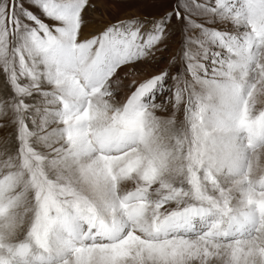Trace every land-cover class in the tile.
<instances>
[{
  "label": "snow or ice",
  "instance_id": "snow-or-ice-1",
  "mask_svg": "<svg viewBox=\"0 0 264 264\" xmlns=\"http://www.w3.org/2000/svg\"><path fill=\"white\" fill-rule=\"evenodd\" d=\"M0 133V264H264V0H0Z\"/></svg>",
  "mask_w": 264,
  "mask_h": 264
},
{
  "label": "rangeland",
  "instance_id": "rangeland-1",
  "mask_svg": "<svg viewBox=\"0 0 264 264\" xmlns=\"http://www.w3.org/2000/svg\"><path fill=\"white\" fill-rule=\"evenodd\" d=\"M134 9H130L128 12H126L125 14H131V12L133 11ZM144 11H151L150 9H143ZM121 77L127 81H130L133 77L131 75H126L125 72H121ZM165 96H167V93L164 94V96H161L159 97V99L157 100V103H159L160 101L164 100L165 99ZM172 111L171 107L169 106L167 110H159L157 112V114L161 117L163 116H169L170 112ZM177 115H181L180 113H177ZM182 118V117H181ZM4 139V134L3 133H0V141H3Z\"/></svg>",
  "mask_w": 264,
  "mask_h": 264
},
{
  "label": "clouds",
  "instance_id": "clouds-1",
  "mask_svg": "<svg viewBox=\"0 0 264 264\" xmlns=\"http://www.w3.org/2000/svg\"><path fill=\"white\" fill-rule=\"evenodd\" d=\"M31 210L30 209H28V208H26L25 210H24V212L22 213V215L24 216V223L25 224H27V222H28V218H27V213L28 212H30Z\"/></svg>",
  "mask_w": 264,
  "mask_h": 264
},
{
  "label": "bare ground",
  "instance_id": "bare-ground-1",
  "mask_svg": "<svg viewBox=\"0 0 264 264\" xmlns=\"http://www.w3.org/2000/svg\"><path fill=\"white\" fill-rule=\"evenodd\" d=\"M163 117H167V116L165 115V116H163Z\"/></svg>",
  "mask_w": 264,
  "mask_h": 264
}]
</instances>
